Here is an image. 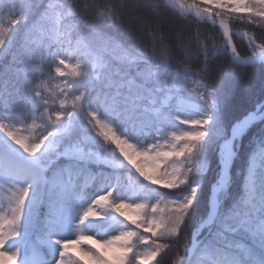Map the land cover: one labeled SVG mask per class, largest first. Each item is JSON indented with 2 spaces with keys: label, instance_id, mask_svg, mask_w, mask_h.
I'll return each instance as SVG.
<instances>
[{
  "label": "snow or ice",
  "instance_id": "6c2138e0",
  "mask_svg": "<svg viewBox=\"0 0 264 264\" xmlns=\"http://www.w3.org/2000/svg\"><path fill=\"white\" fill-rule=\"evenodd\" d=\"M230 21L261 33L242 34L251 55ZM173 249L168 264H264V0L7 5L0 264H163Z\"/></svg>",
  "mask_w": 264,
  "mask_h": 264
},
{
  "label": "trees",
  "instance_id": "16d2710c",
  "mask_svg": "<svg viewBox=\"0 0 264 264\" xmlns=\"http://www.w3.org/2000/svg\"><path fill=\"white\" fill-rule=\"evenodd\" d=\"M93 2L97 7L103 8L104 5L111 3L112 0H93ZM12 3H22V0H0V11H2L7 5H10ZM94 22L97 23L98 27H101V25L99 24V21H94ZM177 22L178 21H177V17L175 16V14L169 13L164 18H162L161 23L159 25L160 30L165 34V36H168L170 33L176 31ZM230 25L232 28L246 29L253 36L257 37V43L261 42V40L259 39V37L261 36V33L257 30L255 26L246 25L245 23H242L239 21H230ZM187 27L190 28L191 30H196L197 28H199L202 32L211 36L212 40H215L216 42H221V39H222V37L220 36L221 30L219 29L218 25L215 27H213L210 23H202V24L197 25L193 21L189 25H187ZM233 38L235 40L237 49L242 55L251 54V49L249 45L244 40H242V38H240L238 34L234 35ZM144 42L145 44H150V40L147 36L145 37ZM174 66H175V62H174ZM189 87L194 89L197 87V85L195 83H192L189 85ZM247 106H248L247 104H242L238 106L234 110L233 114L236 116H239L241 113H243V111L245 110ZM37 239H39V237ZM172 253H176V254L173 256V258H171V255H169V257L168 255L165 256L163 264H168L169 260H173L176 257H178L179 254H181L178 249H173Z\"/></svg>",
  "mask_w": 264,
  "mask_h": 264
},
{
  "label": "rangeland",
  "instance_id": "374dc122",
  "mask_svg": "<svg viewBox=\"0 0 264 264\" xmlns=\"http://www.w3.org/2000/svg\"><path fill=\"white\" fill-rule=\"evenodd\" d=\"M234 29H236V31H237L239 37L242 38V40H244V41L247 43V38H246L245 36H243L242 34H243V33L251 34V33H250L249 31H247L246 29H239V28H234ZM237 29H238V30H237ZM251 35H252V34H251ZM36 237L38 238L39 235L37 234ZM36 237H35V238H36ZM37 238H36V239H37ZM172 251H173V250H172ZM172 251L168 253V257H169V255H171V258H173V256L178 252V251H177L176 253H172ZM174 252H175V251H174ZM40 253H41L42 255L46 256V255H47V249H46V247L41 246V247H40Z\"/></svg>",
  "mask_w": 264,
  "mask_h": 264
},
{
  "label": "water",
  "instance_id": "95a60500",
  "mask_svg": "<svg viewBox=\"0 0 264 264\" xmlns=\"http://www.w3.org/2000/svg\"><path fill=\"white\" fill-rule=\"evenodd\" d=\"M234 42V41H233Z\"/></svg>",
  "mask_w": 264,
  "mask_h": 264
}]
</instances>
